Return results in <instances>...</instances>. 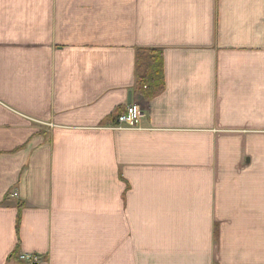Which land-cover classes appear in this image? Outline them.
Wrapping results in <instances>:
<instances>
[{"label":"crops","instance_id":"crops-1","mask_svg":"<svg viewBox=\"0 0 264 264\" xmlns=\"http://www.w3.org/2000/svg\"><path fill=\"white\" fill-rule=\"evenodd\" d=\"M139 49L163 51L149 101ZM130 94L140 127H111ZM21 256L264 264V0H0V264Z\"/></svg>","mask_w":264,"mask_h":264},{"label":"trees","instance_id":"trees-1","mask_svg":"<svg viewBox=\"0 0 264 264\" xmlns=\"http://www.w3.org/2000/svg\"><path fill=\"white\" fill-rule=\"evenodd\" d=\"M143 59L146 62L145 67L142 64ZM136 73V93L142 95L148 101L161 94L165 89L164 59L162 50H137ZM19 227L20 215H18L17 219V233L19 232ZM15 253L13 255H15Z\"/></svg>","mask_w":264,"mask_h":264},{"label":"built area","instance_id":"built-area-1","mask_svg":"<svg viewBox=\"0 0 264 264\" xmlns=\"http://www.w3.org/2000/svg\"><path fill=\"white\" fill-rule=\"evenodd\" d=\"M145 117V112L138 103L128 105L123 113H120L111 127L117 129H135L140 127V123ZM20 260L28 264H40L39 257L21 256Z\"/></svg>","mask_w":264,"mask_h":264},{"label":"rangeland","instance_id":"rangeland-1","mask_svg":"<svg viewBox=\"0 0 264 264\" xmlns=\"http://www.w3.org/2000/svg\"><path fill=\"white\" fill-rule=\"evenodd\" d=\"M157 50H159V49H157ZM163 52V51H162ZM144 62V63H143ZM142 64H143V66L145 67L146 66V62L144 61V59H143V61H142ZM142 96V95H141ZM133 103H138L137 102V100L135 101V102H133ZM139 104V103H138ZM140 105V104H139ZM141 106V105H140ZM142 108V107H141ZM142 110H143V108H142ZM144 111V110H143ZM145 118V117H144ZM143 118V119H144ZM142 122V121H141ZM141 124V123H140ZM139 128V127H138ZM123 130H126V129H123ZM128 130V129H127Z\"/></svg>","mask_w":264,"mask_h":264},{"label":"water","instance_id":"water-1","mask_svg":"<svg viewBox=\"0 0 264 264\" xmlns=\"http://www.w3.org/2000/svg\"><path fill=\"white\" fill-rule=\"evenodd\" d=\"M132 103V94L129 95L128 104Z\"/></svg>","mask_w":264,"mask_h":264}]
</instances>
